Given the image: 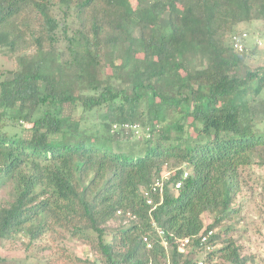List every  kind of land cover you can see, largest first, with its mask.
<instances>
[{
  "label": "trees",
  "instance_id": "1",
  "mask_svg": "<svg viewBox=\"0 0 264 264\" xmlns=\"http://www.w3.org/2000/svg\"><path fill=\"white\" fill-rule=\"evenodd\" d=\"M256 21L264 0H0L16 63L0 74V246L49 244L51 264L254 263L230 234L244 170L264 167V67L232 44ZM64 232L95 259L57 246Z\"/></svg>",
  "mask_w": 264,
  "mask_h": 264
},
{
  "label": "rangeland",
  "instance_id": "2",
  "mask_svg": "<svg viewBox=\"0 0 264 264\" xmlns=\"http://www.w3.org/2000/svg\"><path fill=\"white\" fill-rule=\"evenodd\" d=\"M131 2L134 7L137 5V0H131ZM236 32H247L250 36L246 51L250 53V55L252 53V55L247 59V67L251 70L264 67V45L259 46L257 44V37L264 36V24L260 21L242 23L238 25ZM14 69H16V63L13 56L4 50H0V74L4 71ZM203 69H205V65L201 63L199 65V70L201 71ZM66 113L78 117L81 114V109H74L73 107L67 106ZM5 130L11 134L21 131V129L12 127H6ZM189 131L191 136L195 135L191 129H189ZM137 140L132 139L126 141L121 139V143H117L114 147L116 149L121 147L122 150H127L136 145L137 143L135 144V142H137ZM105 144L106 146L112 145L111 142L108 141ZM140 145H142V143ZM244 177L249 187L248 195L247 188H245L244 191L248 203L246 202L245 204L241 218L239 219V224H236L237 229L230 235L239 245L243 246V250L246 254L253 255L255 262L249 264H264V167L255 164L244 170ZM11 193V184L2 187L0 189V203L6 204L10 202L12 200ZM203 219L206 227L213 223V217L209 214H205ZM110 225L114 226L113 223H110ZM220 230L221 228H217L216 232ZM63 234L65 238L64 240H58L57 246L66 247L73 255L83 260L92 262L95 259V252L90 244L72 238L67 232ZM27 241L28 239H25L24 242H2L0 254L4 257V261L0 264H51L52 262L48 261V259H55V257H57L55 254L56 251H54L49 244L39 243L27 249L25 244ZM53 243L55 244V242ZM57 263L63 264V260H59Z\"/></svg>",
  "mask_w": 264,
  "mask_h": 264
},
{
  "label": "built area",
  "instance_id": "3",
  "mask_svg": "<svg viewBox=\"0 0 264 264\" xmlns=\"http://www.w3.org/2000/svg\"><path fill=\"white\" fill-rule=\"evenodd\" d=\"M249 37L250 36H249V34L247 32H241V33L235 34L233 36V38H232V44H233L234 49L236 51H238V52H244V51H246ZM257 44L259 46H263L264 45V36L257 37ZM123 128L125 129L126 132L133 131L135 134H140V128L137 125H135V126L124 125ZM114 129H118V127L117 126H114ZM185 176H187V174H185ZM163 185H164L163 179L156 180L155 185L152 188V191H157L159 189L162 190ZM180 185L181 184H178L177 185V188H179ZM148 193L149 192H146V196L147 197H148ZM152 202H153L152 200H148V204L151 205ZM120 213L121 212H119V214ZM212 234H213V231H209L207 233H204L201 236V242L202 243H206L208 241L209 236H211ZM145 240L148 241L147 239H145ZM188 243H189V239L185 240L183 245H186ZM148 247L151 248L152 247V244L151 243H148Z\"/></svg>",
  "mask_w": 264,
  "mask_h": 264
}]
</instances>
